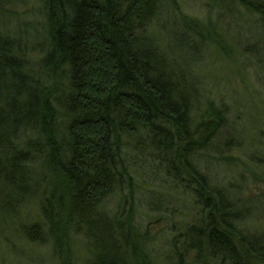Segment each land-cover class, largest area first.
Returning <instances> with one entry per match:
<instances>
[{"label": "trees", "instance_id": "1", "mask_svg": "<svg viewBox=\"0 0 264 264\" xmlns=\"http://www.w3.org/2000/svg\"><path fill=\"white\" fill-rule=\"evenodd\" d=\"M205 1L258 22L264 62V0ZM161 19L179 52H226L178 0H0V217L36 208L19 236L49 245L57 264H78V243L83 264H155L154 237L134 222L129 158L145 149L188 206L182 231L169 229L175 264H264V236L244 233L242 205L197 163L226 112L172 71L150 35Z\"/></svg>", "mask_w": 264, "mask_h": 264}, {"label": "rangeland", "instance_id": "2", "mask_svg": "<svg viewBox=\"0 0 264 264\" xmlns=\"http://www.w3.org/2000/svg\"><path fill=\"white\" fill-rule=\"evenodd\" d=\"M36 6L34 3V10ZM178 7L184 15L210 22L226 51L218 55L212 48L202 51L199 46L184 43L193 51L179 52L163 34L171 29V25L163 27L171 22L169 18L155 22L150 33L172 71L179 73L181 81L199 89V102L210 101L226 112L227 124L209 152L198 159V167L242 205L244 233L264 236V62L257 54L262 47L257 41L260 25L247 17H230L205 0H178ZM36 34L32 29L33 42L38 41ZM149 154L145 149L143 155L129 158L136 184L134 222L139 231L147 230L154 237L150 252L154 263L175 264L168 245L169 229L176 225L174 230L182 231L181 223L189 222L184 209L188 206L184 197L169 191L168 181L149 163ZM116 204L117 200L109 199L106 208L113 210ZM37 216V209L30 207L17 220L27 224L37 221ZM17 220L0 217V264H57L49 245L30 247L22 241ZM75 250L78 264H83V243H78Z\"/></svg>", "mask_w": 264, "mask_h": 264}]
</instances>
